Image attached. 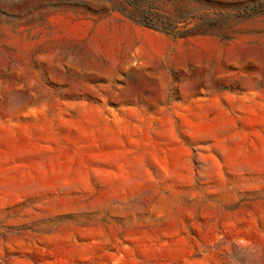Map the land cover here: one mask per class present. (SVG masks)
I'll return each instance as SVG.
<instances>
[{
	"label": "rangeland",
	"instance_id": "374dc122",
	"mask_svg": "<svg viewBox=\"0 0 264 264\" xmlns=\"http://www.w3.org/2000/svg\"><path fill=\"white\" fill-rule=\"evenodd\" d=\"M0 264H264V0H0Z\"/></svg>",
	"mask_w": 264,
	"mask_h": 264
}]
</instances>
